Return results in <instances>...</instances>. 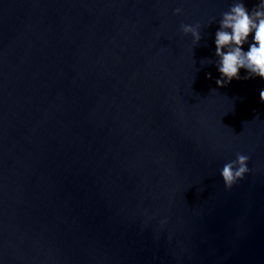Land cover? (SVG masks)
Segmentation results:
<instances>
[{
    "label": "water",
    "instance_id": "1",
    "mask_svg": "<svg viewBox=\"0 0 264 264\" xmlns=\"http://www.w3.org/2000/svg\"><path fill=\"white\" fill-rule=\"evenodd\" d=\"M235 2L0 0V264H264V79L216 84Z\"/></svg>",
    "mask_w": 264,
    "mask_h": 264
},
{
    "label": "clouds",
    "instance_id": "2",
    "mask_svg": "<svg viewBox=\"0 0 264 264\" xmlns=\"http://www.w3.org/2000/svg\"><path fill=\"white\" fill-rule=\"evenodd\" d=\"M181 12L175 9V14ZM182 32L191 34L194 42L201 40L199 25H181ZM252 43L247 51L243 45ZM215 56L220 78L216 80L218 87H224L233 79H241L240 69H245L248 75L244 79L259 77L264 79V0L254 5L249 10L241 0H236L229 11L222 14L219 29L215 33ZM209 78L211 74H208ZM260 101L264 103V90L260 91ZM250 157L241 153L236 154V159L224 164L221 176L226 189L244 178L250 170L247 166Z\"/></svg>",
    "mask_w": 264,
    "mask_h": 264
}]
</instances>
